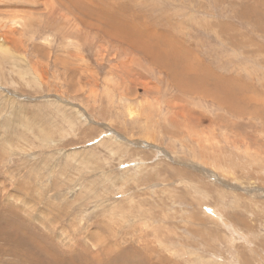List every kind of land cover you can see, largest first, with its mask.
Masks as SVG:
<instances>
[{
  "label": "rangeland",
  "instance_id": "374dc122",
  "mask_svg": "<svg viewBox=\"0 0 264 264\" xmlns=\"http://www.w3.org/2000/svg\"><path fill=\"white\" fill-rule=\"evenodd\" d=\"M0 264H264V0H0Z\"/></svg>",
  "mask_w": 264,
  "mask_h": 264
},
{
  "label": "bare ground",
  "instance_id": "6f19581e",
  "mask_svg": "<svg viewBox=\"0 0 264 264\" xmlns=\"http://www.w3.org/2000/svg\"><path fill=\"white\" fill-rule=\"evenodd\" d=\"M42 21V20H41ZM161 46V45H160ZM166 46V45H165ZM165 49V48H164ZM169 50V49H168ZM162 51V50H161ZM160 52V51H159ZM174 54V53H173ZM176 54V53H175ZM173 56V55H172ZM154 57V56H153ZM164 57V56H163ZM165 57H167V54L165 55ZM161 58V57H160ZM163 59V58H162ZM174 59V58H173ZM178 59V58H177ZM176 59V60H177ZM160 60V59H159ZM158 60V61H159ZM175 60V59H174ZM179 60V59H178ZM162 61H164L165 62V59L164 60H162ZM161 61V62H162ZM166 61H167V58H166ZM169 63V62H168ZM159 64V63H158ZM162 64H164V66H165V63H163L162 62ZM160 65V64H159ZM166 66H167V63H166ZM188 74V73H187ZM203 76V75H202ZM172 77V76H171ZM199 77V76H198ZM204 77V76H203ZM179 79V78H178ZM200 79H202V78H200ZM203 80H204V78H203ZM197 82H198V80H196ZM189 82H190V80H189ZM193 81H191V83H192ZM201 81H199L198 83H200ZM196 83V82H195ZM192 85V84H191ZM217 88V87H216ZM218 89V88H217ZM219 89H220V87H219ZM223 90V89H222ZM221 91V90H220ZM208 92V91H207ZM211 92V91H210ZM213 92H214V90H213ZM224 92V91H223ZM217 93V92H216ZM226 93V92H225ZM234 93V92H233ZM211 94H212V92H211ZM228 94V93H227ZM206 95H208V94H206ZM221 95V94H220ZM230 95V94H229ZM213 96V95H212ZM234 95L232 94L231 95V97H233ZM206 97V96H205ZM212 98V97H211ZM204 99V98H203ZM220 100H227V99H229L228 97H227V95H225V94H223L222 93V95L220 96V98H219ZM232 99V98H231ZM230 99V100H231ZM213 100V99H212ZM248 100V99H247ZM215 101V100H214ZM231 104V103H230ZM233 106V105H232ZM229 109H231V108H229ZM230 111V110H229ZM232 112V111H231ZM197 132V131H196ZM30 235H28L27 237H29ZM31 238V237H30ZM22 239V238H21ZM35 242V241H34ZM27 243V242H26ZM21 248V247H20ZM18 249V248H17ZM41 250V249H40ZM18 251H20V250H18ZM51 255V254H50ZM25 256V255H24ZM31 259V258H30ZM51 261V260H50Z\"/></svg>",
  "mask_w": 264,
  "mask_h": 264
}]
</instances>
